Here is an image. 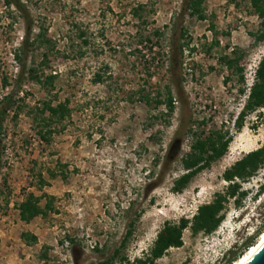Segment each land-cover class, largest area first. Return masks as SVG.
<instances>
[{"label":"rangeland","instance_id":"rangeland-1","mask_svg":"<svg viewBox=\"0 0 264 264\" xmlns=\"http://www.w3.org/2000/svg\"><path fill=\"white\" fill-rule=\"evenodd\" d=\"M20 1L25 17L0 0V99L11 90L13 52L29 21L32 38L41 31L51 42L31 48L27 68L54 78L47 89L26 79L21 109L5 123L0 264H126L150 250L166 222L191 218L224 191L223 170L264 144L263 108L245 113L237 127L264 55V40L257 39L262 19L249 0H204L203 18L181 16L182 0ZM168 89L171 113L157 103ZM65 99L69 117L52 124L48 142L41 140L30 108ZM180 122L196 135L230 142L210 168L174 191L191 142L183 128L177 157L166 158ZM40 176L47 181L41 187ZM239 190L245 195L239 204L228 199L213 232L186 227L182 245L155 264H225L228 251L264 222V164ZM29 192L52 195L53 209L24 222L17 206ZM24 232L36 240L27 243Z\"/></svg>","mask_w":264,"mask_h":264},{"label":"trees","instance_id":"trees-1","mask_svg":"<svg viewBox=\"0 0 264 264\" xmlns=\"http://www.w3.org/2000/svg\"><path fill=\"white\" fill-rule=\"evenodd\" d=\"M204 0H182L180 15L184 14L197 15L199 18H203L201 5ZM255 13L262 19V29L258 33L257 39L264 40V0H249ZM6 6H13L20 11L25 17L26 13L24 5L20 0H3ZM142 4L133 9L134 15L138 14V9L142 8ZM183 29V28H182ZM32 22L27 23V30L19 46L13 52V59L17 63L16 73L13 78L11 90L4 94L0 99V173L6 165V160L3 157L4 144L3 135L4 127L7 118L16 119L18 110L21 109L19 100L17 99L19 92L22 91L23 83L26 79L33 80L47 89L48 85L53 84L54 76L49 74L44 76L38 74L36 69L27 68V58L31 51V48L35 45H47L51 40L39 31L35 37H31ZM185 31V30H184ZM156 35H160L159 30H155ZM186 43H180L177 48L179 52H182V48ZM175 47H170L169 62L171 65L176 64L177 54L175 53ZM180 61V60H179ZM181 63V62H180ZM34 71V72H32ZM99 77V76H98ZM3 84L6 85V79L3 80ZM142 98L146 103H150L152 99L145 95ZM157 103H163L166 110L171 113L174 110V97L171 90L168 89L164 98L158 100ZM40 105H36L30 108L29 113L32 114V120L35 122V132L38 137L48 142L53 133L52 124L62 123L70 115V108L68 107L67 99L64 101H57L55 104L49 100H42ZM256 108H263L264 110V55L258 62L255 70V78L250 86L249 93L247 95V101L244 105L238 120L237 127H241L243 117L248 111H252ZM185 129V135L191 136V142L189 150L181 156V163L185 168V172L179 175L173 184L174 191H181L185 188L192 178L204 169L211 167V164L219 159L227 151L230 137H223L218 134L215 136H200L192 132L191 125H183L181 122L178 125V129L175 132V138L171 141L168 151L166 152V158L174 159L177 157L180 144L184 133L181 132ZM264 164V144L245 152L240 158L236 159L232 164L226 167L222 172V178L227 182V186L224 191L216 192L213 199L201 204L197 207L196 213L191 218L182 217L178 223L166 222L162 229L158 232L153 246L150 250L143 254L141 257L135 258L132 261L127 260L126 264H155V260L161 257L169 248L179 247L182 245V230L189 227L193 233L203 232L209 234L213 232L223 219L221 211L224 208L225 203L229 198H234L236 203L239 204L245 192L240 189V183L253 176L257 170ZM47 181L40 176L39 185L44 186ZM46 198L44 206L40 205V199ZM53 196L49 194H43L42 196H36L32 192L26 194L24 199L18 204L19 218L24 222H29L34 217L45 214L52 208ZM264 231V222L261 223L253 234L246 237L240 244L239 248L228 251L225 264H232L236 259L244 254V252L254 243L256 238ZM131 234V229L126 232L123 241ZM22 238L27 243H32L36 240L34 234L29 232L22 233ZM124 243V242H123ZM105 262L101 263L104 264Z\"/></svg>","mask_w":264,"mask_h":264},{"label":"water","instance_id":"water-1","mask_svg":"<svg viewBox=\"0 0 264 264\" xmlns=\"http://www.w3.org/2000/svg\"><path fill=\"white\" fill-rule=\"evenodd\" d=\"M241 264H264V240L254 252Z\"/></svg>","mask_w":264,"mask_h":264},{"label":"bare ground","instance_id":"bare-ground-1","mask_svg":"<svg viewBox=\"0 0 264 264\" xmlns=\"http://www.w3.org/2000/svg\"><path fill=\"white\" fill-rule=\"evenodd\" d=\"M264 240V231L260 234L257 241L252 244L242 256H240L238 259H236L232 264H241L243 263L253 252L254 250L262 243Z\"/></svg>","mask_w":264,"mask_h":264}]
</instances>
